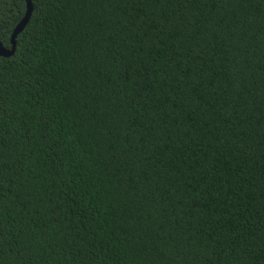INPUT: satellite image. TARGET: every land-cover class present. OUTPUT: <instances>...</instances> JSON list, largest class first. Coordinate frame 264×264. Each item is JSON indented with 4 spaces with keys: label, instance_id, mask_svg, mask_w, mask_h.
<instances>
[{
    "label": "trees",
    "instance_id": "1",
    "mask_svg": "<svg viewBox=\"0 0 264 264\" xmlns=\"http://www.w3.org/2000/svg\"><path fill=\"white\" fill-rule=\"evenodd\" d=\"M0 56V264H264V0H30ZM24 0H0L10 48Z\"/></svg>",
    "mask_w": 264,
    "mask_h": 264
},
{
    "label": "water",
    "instance_id": "2",
    "mask_svg": "<svg viewBox=\"0 0 264 264\" xmlns=\"http://www.w3.org/2000/svg\"><path fill=\"white\" fill-rule=\"evenodd\" d=\"M25 1V14L23 18L18 22V24L14 27L11 37H10V48H5L4 46L0 48V56L2 57H9L14 53L15 50V39L17 35L24 29L26 26L31 12H32V4L30 0Z\"/></svg>",
    "mask_w": 264,
    "mask_h": 264
},
{
    "label": "snow or ice",
    "instance_id": "3",
    "mask_svg": "<svg viewBox=\"0 0 264 264\" xmlns=\"http://www.w3.org/2000/svg\"><path fill=\"white\" fill-rule=\"evenodd\" d=\"M37 3H39V0H37ZM3 47V44H2V42H0V48H2Z\"/></svg>",
    "mask_w": 264,
    "mask_h": 264
}]
</instances>
